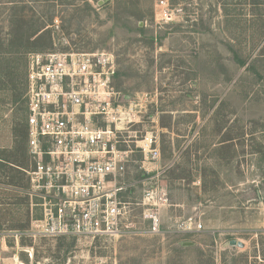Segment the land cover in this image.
Segmentation results:
<instances>
[{
    "label": "rangeland",
    "instance_id": "1",
    "mask_svg": "<svg viewBox=\"0 0 264 264\" xmlns=\"http://www.w3.org/2000/svg\"><path fill=\"white\" fill-rule=\"evenodd\" d=\"M156 1L0 0L1 51L14 13L40 35L30 53L114 54L118 145L132 149L129 228L93 240L27 235L40 215L27 176L10 184L15 171L0 165V264H264V0H167L168 19ZM21 62L0 59V157L27 126ZM146 137L158 161L139 150ZM148 190L166 201L141 204ZM147 208L160 209L158 232ZM189 220L201 229L184 230Z\"/></svg>",
    "mask_w": 264,
    "mask_h": 264
},
{
    "label": "built area",
    "instance_id": "2",
    "mask_svg": "<svg viewBox=\"0 0 264 264\" xmlns=\"http://www.w3.org/2000/svg\"><path fill=\"white\" fill-rule=\"evenodd\" d=\"M167 0L156 8L168 19ZM116 61L112 52L48 51L28 54L26 172L31 199L40 215L26 234L37 238L96 239L117 236L130 213L123 200L121 176L132 149L119 127L121 105L114 87ZM130 122V121H129ZM137 145L145 160L158 161L157 139L147 137ZM163 192V190H162ZM144 193L141 204L157 206L165 194ZM149 229L159 231L160 209H146ZM191 220L184 230L201 229Z\"/></svg>",
    "mask_w": 264,
    "mask_h": 264
},
{
    "label": "trees",
    "instance_id": "3",
    "mask_svg": "<svg viewBox=\"0 0 264 264\" xmlns=\"http://www.w3.org/2000/svg\"><path fill=\"white\" fill-rule=\"evenodd\" d=\"M263 1V0H262ZM18 19V15L14 13H10L7 15L6 20H8L9 24V38L6 40L7 46H6V52L0 50V59L4 58V60L7 63V67L15 61H22L21 65L19 66V69L21 68V80L25 82V91H24V97L26 95L27 90V65L28 60L27 56L28 54L34 50L37 49L35 47L36 41L39 39L40 35H37L38 31H31L28 32L24 30L23 28H17L16 22ZM37 35V36H36ZM36 36V37H35ZM1 40V39H0ZM3 44V43H2ZM2 44L0 43V49L3 50ZM241 65H245L246 61L241 60ZM12 69V68H11ZM4 72V70L2 71ZM3 74V73H2ZM6 78V77H5ZM19 83V82H17ZM26 102V97H25ZM13 135L15 138V142L20 141L19 145L10 152L9 155H3L0 157V165L6 167L7 169H12L15 171V175L13 179L9 181L10 184L18 185L22 179L26 177V172L23 169H27L30 165V159L27 155V126H25L24 130L18 131L15 127L13 130ZM18 137H20L18 139ZM19 147V148H18ZM18 151H21V158L17 155L14 156V153ZM1 168V167H0ZM3 168V167H2ZM11 170V171H12ZM20 174L23 177H19ZM17 178V180H16ZM254 244L253 246H255ZM257 248L256 246L254 247ZM249 253H244L242 256L245 258V261L247 262L249 259ZM263 255V254H262ZM256 256V255H255ZM248 263V262H247Z\"/></svg>",
    "mask_w": 264,
    "mask_h": 264
},
{
    "label": "water",
    "instance_id": "4",
    "mask_svg": "<svg viewBox=\"0 0 264 264\" xmlns=\"http://www.w3.org/2000/svg\"><path fill=\"white\" fill-rule=\"evenodd\" d=\"M231 244L232 245H237L238 247H241V248H243L245 245H244V242H242V241H237V240H231Z\"/></svg>",
    "mask_w": 264,
    "mask_h": 264
}]
</instances>
